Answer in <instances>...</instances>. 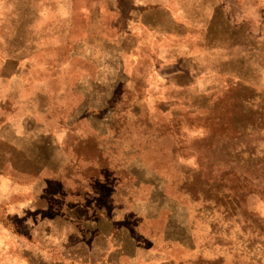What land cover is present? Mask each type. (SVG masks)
<instances>
[{
  "label": "rangeland",
  "instance_id": "374dc122",
  "mask_svg": "<svg viewBox=\"0 0 264 264\" xmlns=\"http://www.w3.org/2000/svg\"><path fill=\"white\" fill-rule=\"evenodd\" d=\"M218 1L0 0V264H79L100 212L127 238L124 263L264 264V195L231 216L197 215L213 191L201 177L184 183L195 160L158 134L164 112L211 114L214 90L242 117L226 90L237 78L264 90V32L227 38L220 19L236 25V0L223 17ZM254 3L264 25V0ZM110 107L123 116L118 139ZM49 157L53 174L41 170Z\"/></svg>",
  "mask_w": 264,
  "mask_h": 264
},
{
  "label": "trees",
  "instance_id": "16d2710c",
  "mask_svg": "<svg viewBox=\"0 0 264 264\" xmlns=\"http://www.w3.org/2000/svg\"><path fill=\"white\" fill-rule=\"evenodd\" d=\"M235 81L226 90L235 93L236 98L232 97L231 100L243 118L224 110L220 106V99L215 100V91L218 90H214L208 99L214 103L211 114L197 115V110L201 107L185 106V111L177 115L168 112L161 114L162 119L157 125L158 134L175 137L183 145L184 154L181 157L195 160V169L190 167L185 169L184 183L194 184V180L201 177L209 192L213 191L209 197L203 196V199L199 200L200 206L195 210L197 215L209 218L216 217L217 213L231 216L234 211L242 209L245 198L251 194L260 198L264 195V102L256 101L258 107L253 110H248L244 106L251 96L264 90L259 91L240 78ZM237 94L240 95V100ZM109 113L108 133L118 139L120 137L117 121L122 120L123 116H117L115 107H110ZM193 128L201 129V134L190 138L186 133ZM200 146L209 150L212 148L215 157L211 156L208 160L200 161L197 152ZM39 147L45 148V143L40 142ZM55 163L56 161L51 159L46 165V171L52 172ZM37 176L34 173L28 174L31 179ZM198 199L192 195L191 200L198 201ZM101 264L117 263L103 260Z\"/></svg>",
  "mask_w": 264,
  "mask_h": 264
},
{
  "label": "crops",
  "instance_id": "0c3cea01",
  "mask_svg": "<svg viewBox=\"0 0 264 264\" xmlns=\"http://www.w3.org/2000/svg\"><path fill=\"white\" fill-rule=\"evenodd\" d=\"M255 0H236L237 10L236 13H234L233 17L235 20H233V23L236 25L231 24L229 21L226 22L223 18L220 20L224 23L226 28V37L227 38H261L264 34V25L261 24V19H259V16L257 14V8L255 6ZM211 8V7H210ZM159 9V8H158ZM162 9L161 12L166 11L169 15L168 10H165V8ZM159 9V10H160ZM214 15L219 16H227L231 15L229 8H228V2L225 0H219L215 6L213 7ZM219 12V13H218ZM223 14V15H221ZM172 20V19H171ZM173 22V20H172ZM174 23V22H173ZM262 33V36H261ZM128 38V37H127ZM132 39V37L130 36ZM223 38V37H221ZM264 38V36H263ZM47 138L51 139V135H47ZM51 141L47 142V146L49 145ZM46 147L43 149H46ZM36 157V156H35ZM32 158L35 160L36 158ZM30 160V157L27 156ZM52 157H49L51 160ZM48 159V160H49ZM59 167V164L55 163L53 165L52 172L49 173L53 174ZM42 171H46L45 168L42 167ZM39 171V170H38ZM34 174H39L36 171H33ZM97 222L94 227L91 226L89 228V231L87 234L91 233L95 236V241L98 242L97 244H101L98 250H95L93 247L97 246V244L92 246L91 252L84 253L81 258H79V264H101V261L105 260L108 263L116 262L117 264L124 263L122 262V252H117V250H121L119 248L116 249V246L120 244V239L123 240L122 245H125L124 240L127 238H120L117 235L124 236L123 233H120L116 227L114 226L115 219L108 217L105 213L98 214ZM118 237V240L116 237ZM120 238V239H119ZM128 247L132 250V240H127ZM121 245V244H120ZM132 255V254H131ZM130 255V256H131ZM126 256V255H125ZM125 258H128L126 256ZM91 259V260H90ZM130 258H128L129 261ZM129 264V263H124Z\"/></svg>",
  "mask_w": 264,
  "mask_h": 264
},
{
  "label": "water",
  "instance_id": "95a60500",
  "mask_svg": "<svg viewBox=\"0 0 264 264\" xmlns=\"http://www.w3.org/2000/svg\"><path fill=\"white\" fill-rule=\"evenodd\" d=\"M119 80H126V77H124V76H122L121 78H118V79H116V81H119ZM254 96V99L255 100H257L259 103L261 102V103H263L264 102V92H261V93H257V94H255V95H253ZM107 126V125H106ZM106 132H108V129H107V127H106ZM47 141L49 142V141H51V139L50 138H47Z\"/></svg>",
  "mask_w": 264,
  "mask_h": 264
}]
</instances>
